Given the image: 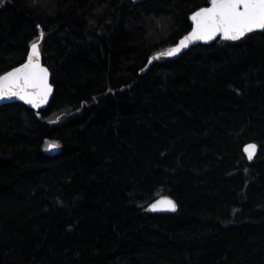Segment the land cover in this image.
Returning a JSON list of instances; mask_svg holds the SVG:
<instances>
[{"label":"trees","instance_id":"obj_1","mask_svg":"<svg viewBox=\"0 0 264 264\" xmlns=\"http://www.w3.org/2000/svg\"><path fill=\"white\" fill-rule=\"evenodd\" d=\"M208 4L4 0L0 75L42 29L55 90L0 106V264H264V31L162 55Z\"/></svg>","mask_w":264,"mask_h":264},{"label":"snow or ice","instance_id":"obj_2","mask_svg":"<svg viewBox=\"0 0 264 264\" xmlns=\"http://www.w3.org/2000/svg\"><path fill=\"white\" fill-rule=\"evenodd\" d=\"M3 2L4 0H0V6ZM209 5L191 15L192 31L180 40L177 47L162 55H175L194 41H213L218 36L225 41H240L249 33L258 29L264 30V0H209ZM37 28L40 26L37 25ZM44 38L45 33L41 29L37 40L30 45L31 51L26 62L0 75V99L15 96L33 106L47 101L52 89L48 83V69L40 63L39 42ZM256 147L255 144L246 147L249 159L253 155L249 150H255ZM158 203L167 205L168 210H176L172 200L164 199ZM151 209L155 211L157 205L153 204Z\"/></svg>","mask_w":264,"mask_h":264},{"label":"water","instance_id":"obj_3","mask_svg":"<svg viewBox=\"0 0 264 264\" xmlns=\"http://www.w3.org/2000/svg\"><path fill=\"white\" fill-rule=\"evenodd\" d=\"M137 2L138 1H141V0H136ZM208 6H210L209 4L207 5V6H204V7H208ZM202 8V7H201ZM200 9V8H199ZM198 10V9H197ZM197 10H195V11H197ZM194 11V12H195ZM193 12V13H194ZM192 13V14H193ZM191 14V15H192ZM191 17V16H190ZM190 21H191V19H190ZM191 25H192V21H191ZM192 31V26H191V29H190V31L188 32V33H186L185 35H183L179 40H178V42L177 43H175L173 46H171L169 49H171V48H174V47H177L178 45H179V42H180V40L181 39H183V37L184 36H186V35H188L190 32ZM256 31H264V30H260V29H258V30H256ZM256 31H254V32H256ZM219 38H221V37H217L215 40H213V41H208V42H205V41H194V42H190L189 43V45H188V47H186V48H183V49H181L177 54H175V55H172V56H167V57H177V56H179V55H181V54H183L184 52H186L188 49H190L192 46H195V45H198V44H210V43H212V42H214V41H216L217 39H219ZM222 39V38H221ZM41 42V41H40ZM39 42V43H40ZM168 49V50H169ZM167 50V51H168ZM31 51V48L29 49V52ZM166 51V52H167ZM29 52H28V54H29ZM165 52V53H166ZM28 56V55H27ZM160 55L159 54H156L155 56H152L150 59H149V61H151V63H149V61H148V63H147V66L142 70V73L143 72H146L147 71V69L156 61V57H159ZM26 60H27V58H26ZM26 60L23 62V63H25L26 62ZM23 63H21V64H23ZM40 63H41V65L43 66V67H45V68H47L48 69V83L50 84V86H51V92H50V94H49V96H48V99H47V101L46 102H43V103H41L39 106H33V105H31V104H29V103H27L26 101H24V100H21V99H19L18 97H15V96H13V97H11V98H5V99H0V106L1 105H4V104H8V103H12V102H22V103H25L27 106H29L30 108H32V109H34V110H36V111H41V110H44V109H46L48 106H49V104H50V102H51V100H52V98H53V96H54V90H55V88H54V85L52 84V82H51V72H50V69L48 68V66L44 63V58H43V54H42V51H41V48H40ZM21 64H19L18 66H20ZM18 66H16V67H18ZM15 68V67H14ZM11 70V69H10ZM10 70H8V71H10ZM8 71H6V72H8ZM5 72V73H6ZM4 74V73H3ZM2 74V75H3ZM252 144H255L257 147H256V149L255 150H249V151H252L253 152V155H252V158L251 159H249L250 161H253L254 159H255V157H256V155H257V153H258V151H259V146H258V144L256 143V142H247L244 146H243V151H244V153H245V155L248 157V152H246L245 151V149H246V147L248 146V145H252ZM50 145H57V144H55V143H51ZM50 148V150H51V152L52 153H56V152H58L59 151V147H49ZM164 199H169V200H172L174 203H175V205H176V202H175V200L173 199V198H171V197H168V196H165V197H161V198H159V199H157L156 201H154L150 206H149V209L152 211V212H173V211H171V210H168V208H167V205H164V204H160V203H158L159 201H161V200H164ZM153 204H156L157 205V209L155 210V211H153L152 209H151V206L153 205ZM176 207H177V205H176Z\"/></svg>","mask_w":264,"mask_h":264},{"label":"rangeland","instance_id":"obj_4","mask_svg":"<svg viewBox=\"0 0 264 264\" xmlns=\"http://www.w3.org/2000/svg\"><path fill=\"white\" fill-rule=\"evenodd\" d=\"M51 143H55V142H51ZM50 142H47V145H46V148H47V150H50V144H51ZM56 144V143H55Z\"/></svg>","mask_w":264,"mask_h":264}]
</instances>
